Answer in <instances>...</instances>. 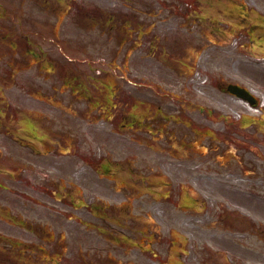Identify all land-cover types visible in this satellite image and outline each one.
I'll return each instance as SVG.
<instances>
[{
  "label": "rangeland",
  "instance_id": "obj_1",
  "mask_svg": "<svg viewBox=\"0 0 264 264\" xmlns=\"http://www.w3.org/2000/svg\"><path fill=\"white\" fill-rule=\"evenodd\" d=\"M53 1L55 0H46L45 3ZM130 1L133 10L143 9L145 6L143 2H148L155 8L151 13L169 18L163 21L166 24L160 25L162 29L154 26L152 30L155 34L159 28V33L173 34L180 47L189 40L198 47L208 44L206 52L200 55L198 52H190L184 56L176 54L173 59H168V62L172 60L170 62L172 68H168L164 66L167 63L165 58L159 57V50L150 42L155 34L153 36L145 34L140 39L133 34L129 39H122L129 30L127 27L121 26L120 29H115L93 25L82 19L83 15L87 16L86 13L81 15L82 18L77 15L73 9L76 7L74 4L61 23L58 40L48 39L54 34V29L40 21L35 27L43 29L46 33L35 35L37 40L34 43L41 48V53L33 51L28 56V61L20 68H9L10 61H13L16 55L22 58L25 49H30V44H27L30 43L31 36L27 23L30 9L28 0L22 2L0 0V7L11 11L10 17L4 18L0 9V23L4 21V27H13L17 33L15 42L19 44V52L16 54L5 46V43L11 42V37H6V42H0V68H5L0 72L6 74L7 70H10V73L14 72L13 78L3 84V94L14 106H19L18 110L29 108L39 113H46L45 120L50 119L48 111L55 112L54 107H46V102L38 101L39 99L29 94L30 84L40 88L44 95L54 84L59 83L57 76L60 74H54L56 68L50 63L53 60L59 62L60 68H63V63H69L70 68L85 69L90 75L96 74L101 80L100 84L107 91L103 101L97 98V101L94 99V101L77 102L76 111L82 114L81 120L77 116L72 120H58L57 124L45 121L44 132L48 131L47 128L50 129L48 124L59 128H70V121L76 124L74 129L67 132L74 136L79 134L78 138L81 142L74 141V150L66 153L70 158L66 163L68 167L64 165L67 156L59 159L50 158L55 151L49 153L48 158L41 155V152L48 147L27 142L40 150V153H33L31 147L33 152L29 155L18 147L19 141L0 135V157L5 158L8 153L19 152L17 155L23 160L24 168L20 175L21 180L16 184L17 191L26 192L27 187L23 180L29 181L34 177L38 184L40 178H46L48 186L45 191L59 196L62 191L56 193L50 190V188L55 189L59 182L58 168L61 169L63 176H67L68 179L65 180L74 184L69 198L72 200L71 206L67 202L63 203V200L55 202L51 198L47 200L55 202V205L47 204L44 200L45 196L39 192L37 196L41 195L42 203L23 204L14 193L7 194V187L1 188L3 195L0 193V200L6 204V207H10L13 215L18 214V210L22 209L28 221L39 225L49 224L50 239H58L60 230L62 232L66 230L67 238L59 257H48L46 251L35 249L36 256L27 258L32 262L31 264H57L55 259L59 260V264H63L66 245L67 252L77 256V264L165 262L168 264L167 257L172 256L170 241L173 233L176 232L179 236L183 234L186 237L182 238V241L185 246L187 245L189 254L185 249L181 255L179 251L183 246L179 244L173 256L178 258L181 255V261L183 258L185 260L184 264H264V111H251L230 95L219 93L217 88L220 80L246 85L255 91L264 108V58H259L264 54V47L255 44L252 50L248 45V38L243 34L246 32L245 29L241 30L237 39L233 40L231 29L227 24L217 27L219 30L213 26L216 17H221L222 12L229 11L228 3L237 7L241 5L245 10L257 14L256 21L259 28L252 27L251 30L257 29L259 41L264 45V0ZM33 3L37 14H44L50 20L55 19L50 11L46 9L38 11L36 8L38 3L34 1ZM75 3L83 7L84 12H88L90 5L94 3L104 6L105 9L119 8L123 11L122 0H76ZM184 7L187 8L189 18L192 19L187 25L189 30L177 24L180 20L178 11ZM200 14H203L202 18H196ZM17 16L21 21L18 25L14 20ZM5 29L7 28L0 27V41ZM55 29L57 30V27ZM210 40H214L216 44L211 43ZM241 42L244 44L239 47ZM132 45L135 46L134 51H127ZM44 50L51 55L47 56V59H44ZM183 66L185 68H181ZM50 69L54 70V73L46 72ZM124 77L131 79L132 83H127ZM63 83L65 81L62 76L61 84ZM120 84L122 96L118 93L115 99L111 98V92ZM87 87L92 88L89 85ZM68 93L64 91L59 95L64 100L63 104ZM43 95L38 94L37 97ZM50 97L48 95V100ZM131 102L134 111L130 109L131 106L125 110ZM90 103L92 105L102 103L105 107L103 112L107 113L109 121L106 122L102 132L91 128L92 116L85 113ZM138 104L141 106L147 104V106L135 109ZM79 105L81 107L78 109ZM122 108L130 112L129 119L133 120L129 122H132V125L127 122L125 127L118 126L125 118ZM156 108L157 114L153 119L151 115L155 113ZM204 108L212 109L211 114L209 115ZM19 112L21 111L16 113L17 116ZM217 112L231 116L235 122L236 119L241 118L242 123L241 129L236 134L233 127L230 128L231 136L223 134V128L225 127V131L227 128L220 118L219 123L213 125L216 132L223 134L216 142L212 134L206 136L203 126L206 119H214V114ZM56 113L63 114L62 111L54 114ZM64 113L67 117L74 114L70 109H64ZM53 119L59 117L54 115ZM34 126L43 134L34 117L26 121L21 120L22 128L30 129ZM0 128L11 131L19 127L14 123L13 126H0ZM79 129L81 132L78 133ZM31 134L36 136L37 131L34 130ZM98 143L112 145L110 156L108 155L107 158L109 169H115L114 177L115 174L124 172L122 180L123 183H127L133 180L127 178L128 175H137L140 179H146L145 185L141 186V182H137L134 188L128 187L131 190L129 192L128 189L125 191L122 188V184L109 182L107 176H99L100 182L94 179L92 173L85 167L87 163L81 161V153H87L95 159L98 149H101ZM204 145H209L210 148L206 149ZM113 150L114 152L111 153ZM206 151L207 154L204 155ZM217 153L220 155L216 156L218 163H215L209 156ZM109 169L107 174L110 173ZM150 180L155 182V185ZM161 180L169 185L162 184ZM0 181L1 184H8L7 178H2ZM161 188L160 194L165 198L155 197L154 192L160 191ZM178 194L180 200H184L182 204L176 203ZM74 195L77 198H74ZM231 211L240 212L242 218L250 220L252 226L245 232L230 229L227 223L221 221L218 214L224 212L230 214ZM1 216L12 221L7 214ZM137 218L142 219L144 223ZM11 225L0 220V232L24 243L38 242L36 236L22 229L14 231ZM111 225L116 228L114 230L119 227L121 233L116 235L107 233ZM120 228H123L124 234ZM0 242L8 245L4 239ZM131 244L135 245L131 246ZM56 246V241L49 244L50 249ZM12 250L13 245H8L3 255L9 257ZM204 250L206 255L210 254V251L219 253L215 262L207 258L202 259ZM229 258V263H226L225 259ZM18 262L16 261L15 264H27L28 261ZM0 264L9 263L1 259Z\"/></svg>",
  "mask_w": 264,
  "mask_h": 264
},
{
  "label": "water",
  "instance_id": "obj_2",
  "mask_svg": "<svg viewBox=\"0 0 264 264\" xmlns=\"http://www.w3.org/2000/svg\"><path fill=\"white\" fill-rule=\"evenodd\" d=\"M235 92H237L238 94H240L243 97H246V98L249 97L248 94L243 90H235Z\"/></svg>",
  "mask_w": 264,
  "mask_h": 264
},
{
  "label": "bare ground",
  "instance_id": "obj_3",
  "mask_svg": "<svg viewBox=\"0 0 264 264\" xmlns=\"http://www.w3.org/2000/svg\"><path fill=\"white\" fill-rule=\"evenodd\" d=\"M177 238H178V237L175 235V236H174V239L177 240ZM170 261H171V262H175V259H174V258H171Z\"/></svg>",
  "mask_w": 264,
  "mask_h": 264
}]
</instances>
